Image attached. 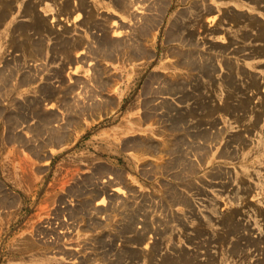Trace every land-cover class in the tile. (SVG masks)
<instances>
[{
	"label": "rangeland",
	"instance_id": "374dc122",
	"mask_svg": "<svg viewBox=\"0 0 264 264\" xmlns=\"http://www.w3.org/2000/svg\"><path fill=\"white\" fill-rule=\"evenodd\" d=\"M8 1L18 12L0 32V264H264V58L252 55L256 32L225 18L219 31L226 46H203L213 63L209 81L198 70L164 77L180 102L154 86L145 90L150 69L137 75L145 61L129 60L130 52L103 61L115 80L99 94L86 42L105 31L129 37L152 15L151 0H127L126 7L84 0L89 13L75 12L76 19H59L56 3L39 0L35 10L55 31L69 28L85 41L76 52L85 63L75 70L69 63L63 83L52 72L61 61L22 58L39 36L23 29L14 36L30 0ZM234 1L226 17L238 8L264 27V0L257 9L251 0ZM163 3L170 8L163 24L157 30L153 16L139 36L152 61L163 54L171 63L177 51L168 43L175 32L167 33L168 18L191 0ZM184 14L177 31L205 41V21ZM14 61L34 71L20 87L23 72L16 81L10 74ZM50 78L58 99L39 102ZM186 81L193 91L180 88ZM62 96L73 114L58 102ZM166 101L177 105L171 114ZM42 120L68 125L69 135L52 144L49 133L37 131Z\"/></svg>",
	"mask_w": 264,
	"mask_h": 264
},
{
	"label": "bare ground",
	"instance_id": "6f19581e",
	"mask_svg": "<svg viewBox=\"0 0 264 264\" xmlns=\"http://www.w3.org/2000/svg\"><path fill=\"white\" fill-rule=\"evenodd\" d=\"M15 1L18 2L19 0H15ZM52 1L59 6V8L56 7V14L57 16H59V19L62 16H65L66 19L73 18V17H75L76 19V16L73 14L78 11H84L86 14L89 13V6L86 4L84 0H78L77 3H73L71 2V0H67V1L52 0ZM206 1L207 0H198V1L191 0V5L188 8L186 9L183 8L181 10H178L177 12L174 13L173 17L168 18L169 20L168 26H170L168 28H170V30L172 31H175L173 32L174 38L168 39V42L172 41L170 43H172L173 45L175 44L174 46H172V48H174V50L177 51V54L175 55L177 58L173 62L170 63L171 66L176 67L177 69L181 68L182 70H185L186 75L187 73L192 74L193 71L195 72L196 70H198L202 75L205 76V79L209 81V78H212V76H210V72L213 69V63H212V60H210L211 57L209 56V52L206 50H203V48L197 49V47L205 46L207 45V43L205 41H201L200 43H198L194 38L188 37L185 33H179L180 29H178L177 31V27H176V23L178 22L183 23V21L185 20L184 13L194 16L197 19L199 25H201L202 22L200 20L204 21V18L206 17V15L208 13L209 14L211 13V7L206 5ZM231 1H234V0H231ZM251 1L253 2V4L256 5V9H257V6H260V3L258 0H251ZM38 2L39 0H30L26 4H23V7L20 8L22 10L21 17L22 19H24V20L22 19L21 20L24 22H23V25L20 22L19 24H16L15 26H13L14 36L20 33L22 29L24 31H32V32L34 31L37 34V36H39L37 40V47L35 49L31 47L34 51H32L31 48L29 50L21 49V55L24 57L31 56V58L36 57L37 60H41V59L44 60L45 58H48L50 55L51 59L55 60L56 63L61 61V67L57 69H52V72H53L54 78L56 79L59 78L60 79L59 81L63 83L64 80L62 78L63 76L62 63L64 65L65 64L67 65V63L68 64L75 63L76 60L73 57V54L76 52H79V50H81L82 48H85L86 46L85 41L83 39H79L78 37L74 38L72 35L73 33L72 30H70L69 28H65L63 31H55L52 25H50L48 19L45 17H41V15L35 10V6L38 4ZM120 2L123 6L125 7L127 6V3H128L127 0H120ZM151 2L152 4L150 7H148L149 13L147 15H150V14L152 15L148 17V21H145V22L138 21V23L136 24L137 28L134 30L135 33L133 32V34L130 35L129 37L126 36L123 39H119V40L111 39L109 35L108 36L106 35L107 31H105L103 35H99L98 33L97 34L93 33V35H91V40L86 42V44H88L87 53L89 52V56H87L86 59L87 60L93 59L94 61H96V64L94 67L93 81L95 82V84L99 86V89H100V91L98 92L99 94H101L105 90H110L115 80L113 75L108 71V68L106 69L104 67L103 61L119 59V55L127 54L126 52L131 53V55H128L129 60L132 59L133 61L135 60L139 61V60H145V59L150 58V55L146 54V53L150 54V52H148V47L144 43L143 37L139 36L141 28L143 25L147 24L149 20L151 22L154 21L153 16H155L159 18L158 28H157L158 30L159 27L163 24L162 22L164 21L163 16L167 12L170 11V8L166 10L164 8L166 6L162 5L164 4L163 0H154V1L151 0ZM11 5L12 4L8 0L0 1V6H1L0 7V32L7 27L8 21L10 20L11 17H13L14 13L18 12V9L16 10L15 8L13 9ZM226 10H223V19L229 18L232 25L244 26V24L246 23L245 25L249 26V28H251L253 32H255V29H256V34H253L252 32L254 36L253 40L261 39L263 43V47L259 49L258 46H254L253 47L254 53L252 52V55L254 54V56H258V57L264 56V27L262 25H259L256 19H252L250 21L246 20L244 16H242L238 12H235L234 10H233L234 12L230 10L228 13L229 17H226V14H227ZM162 13L164 14L162 15ZM71 15L73 16L71 17ZM82 21H83L82 24L83 23L85 24L87 20L86 18H84ZM98 24H99L98 22H95V27ZM181 26H184V25H181ZM190 35L191 33L189 34V36ZM50 40H52L53 43L47 46V42ZM187 46H189V49L183 50V48ZM193 48H196V50L191 51V49ZM121 58H124V56L121 55ZM231 64L233 65L234 68H236L235 71L240 69V66L238 64H235L232 62ZM199 65L200 66L202 65L201 68L203 67V69H200L199 67H197ZM7 66H9V64H7L4 67V69L8 73ZM10 68H11L10 74L14 76L15 81L18 79L20 72H23L19 79V87L22 83L31 80L32 74L34 73V71L28 70L26 67L24 70L22 64L19 63L18 61H14L13 65L12 66L10 65ZM193 79L196 81V77ZM161 80H162L161 77L155 74L151 75L147 79L145 90L147 88H150V90L153 89V86L155 85V83L159 81L161 82ZM47 82L48 83H46V86L43 85L44 87L40 89L41 95L38 98L39 102H42L43 100H54L57 98L58 89L51 84V78L48 79ZM4 84L6 83L0 82V89H2V85ZM193 86H194V83L192 84V86H190V84L187 83L186 81V84H184L183 86L180 85V88L182 87L181 89L183 90L189 87V89L193 91L194 89ZM175 89L172 84H169V80L163 81V84L158 88L160 92L168 93L169 95L170 94L175 95L176 94ZM154 93L155 95L157 94V92H154ZM143 95L144 93L142 94V96ZM67 100H68V96L67 97L65 96L64 98L62 96V98L59 99L58 102L62 106L63 105L66 106L70 112L71 111L70 99L68 100L69 101L68 103H67ZM165 103L168 109L170 110L169 112L170 114L173 113L172 108L170 106H173V108H177L174 103H170L169 101H166ZM175 110H178V109H175ZM105 111H106V108H104V112ZM70 113L73 114L74 112L72 111ZM82 113L83 112L79 111L77 115H80ZM144 113H145V110L144 112L141 113V116H143ZM56 118L57 116L54 119ZM139 119L141 121V118H138L136 122H138ZM38 130H43L46 133H49V137L51 138L52 144H55V142L56 144H59V143L61 144L64 137L67 138V136L69 135L66 125L65 126L61 125L58 128H53L51 126V121H46V120H42L40 122L39 126L37 127V131ZM32 149L36 151L35 147H32ZM34 153H39V152H34Z\"/></svg>",
	"mask_w": 264,
	"mask_h": 264
},
{
	"label": "crops",
	"instance_id": "0c3cea01",
	"mask_svg": "<svg viewBox=\"0 0 264 264\" xmlns=\"http://www.w3.org/2000/svg\"><path fill=\"white\" fill-rule=\"evenodd\" d=\"M223 2L225 4L220 2V0H207L206 1V5L211 7V13L210 14L208 13L209 15L207 14L206 17L204 18L205 27H206V29L209 30L208 32H206L207 33V37H206L207 42L206 43L210 44L208 46L209 48H212L213 44H221L222 46H226V43L224 42V38H223V35H222L223 33H220V31H219V30H223L222 26H225V25H223V24H225V20L223 19V9L226 8L225 7L226 4H230V3L235 2V1L231 2V1H228V0H223ZM234 11L240 13L247 20V16L245 15L244 10H239L238 8H234ZM249 16L250 17H254V18H251V19H256L258 24L262 25V21H259V18H256V16H253L252 13L249 14ZM245 24H244V26H242L243 28L246 26ZM168 29H167V31H168L167 33L169 34L170 28H168ZM239 31H240V29H239ZM255 32H256V29H255ZM194 39L198 43L201 42V40H199L200 38L198 36L197 37L195 36ZM206 39H205V41H206ZM253 41H254V44H255L254 46H258L259 48L261 46H263V43H262L261 39L253 40ZM170 42H172V41H169L168 43L170 44ZM199 48H203V46L202 47H197V49H199ZM188 49H189V46L183 48V50H188ZM193 50H196V48L191 49V51H193ZM223 52H225V51H223ZM220 55H222V54H220ZM222 56H224V55H222ZM74 57H75V60H76V62L74 63V70H75V69H77V67L81 63H85L84 62L85 58H84L83 55H80L79 53H76ZM22 58L24 59L25 57L22 56ZM151 58L152 57H150L149 59L144 60L145 62H143V63H141L139 65V70H137V75L140 74L142 69L145 70V69L149 68L150 69V73L148 75V78L151 75H154V74L162 78L161 82L159 81V82L155 83V85H154L155 88H159L163 84V81L167 80L164 77H167L168 73H173L174 71H177L178 69L176 67L171 66V64L169 63V60H168L169 58L165 57V55H163V54L162 55H157V57H156L157 61H155V62L152 61ZM260 58H264V56H260ZM95 64H96V61H95ZM60 67H61V64L58 63V66L56 68H60ZM62 67H63L62 68L63 73L66 74L67 72H69V64L68 63H67V65L66 64L64 65L62 63ZM65 67H66V69H65ZM104 67L106 69L108 68V71L111 73V68L108 65H105ZM64 69L66 71H64ZM179 69L182 70L181 68H179ZM148 78L147 77L145 78L144 87L147 84V79ZM171 82L172 81L169 80V84ZM133 85H134V83H133ZM175 88H177V87H174V89ZM165 94H167V96H169V97L176 98L177 101H179V102L181 101L180 100L181 97L177 93L175 95H171V94L169 95L168 93H165ZM143 112H144V110H143ZM66 127H67V130L69 131L68 125Z\"/></svg>",
	"mask_w": 264,
	"mask_h": 264
}]
</instances>
